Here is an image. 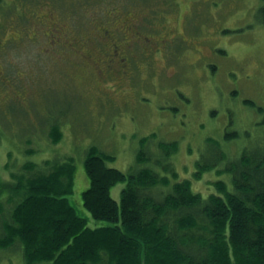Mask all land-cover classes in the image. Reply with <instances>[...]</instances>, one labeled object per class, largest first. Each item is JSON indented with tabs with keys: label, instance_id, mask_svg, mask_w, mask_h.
<instances>
[{
	"label": "rangeland",
	"instance_id": "rangeland-1",
	"mask_svg": "<svg viewBox=\"0 0 264 264\" xmlns=\"http://www.w3.org/2000/svg\"><path fill=\"white\" fill-rule=\"evenodd\" d=\"M52 17L58 30L46 35ZM125 20L151 44L126 47ZM17 31L24 38L0 48V237L24 198L14 185L70 160V201L91 226L108 224L82 202L92 147L126 173L149 167L169 177L163 192L191 179L207 196L217 181L230 183L217 169L264 136V0H0V39ZM112 43L129 55L119 70L100 63ZM162 143L177 146L166 155ZM124 186L112 187L115 199ZM0 264H27L21 245L1 247Z\"/></svg>",
	"mask_w": 264,
	"mask_h": 264
},
{
	"label": "trees",
	"instance_id": "trees-1",
	"mask_svg": "<svg viewBox=\"0 0 264 264\" xmlns=\"http://www.w3.org/2000/svg\"><path fill=\"white\" fill-rule=\"evenodd\" d=\"M232 135L238 134L226 133L227 139ZM175 145L161 144L166 155ZM111 159L96 147L88 150L90 185L82 193L90 216L108 224L91 226L70 201L76 171L70 160L14 185L24 198L12 211L0 248L19 243L27 264H264V136L217 169L230 173V183L217 181L218 191L207 196L193 190L191 179L163 192L169 177L149 167L126 173L109 166ZM147 159L141 150L138 160ZM198 162L205 170L217 167ZM121 182L117 200L111 190Z\"/></svg>",
	"mask_w": 264,
	"mask_h": 264
},
{
	"label": "flooded vegetation",
	"instance_id": "flooded-vegetation-1",
	"mask_svg": "<svg viewBox=\"0 0 264 264\" xmlns=\"http://www.w3.org/2000/svg\"><path fill=\"white\" fill-rule=\"evenodd\" d=\"M48 26H50V29H48L47 32H45L46 35H49L51 33V27L53 26H57L56 25V22H55V19L54 17L52 18H49L48 20ZM126 24V27L128 30H126V33L128 32L129 33V36H127L126 34V37L125 39L127 40V43H126V47H130L132 45V42H137V41H145L146 43L148 44H151L150 42V38L144 36L141 34V32L138 31V27H139V24H132L130 23V21H126L125 20V23ZM55 30H58V28L56 27H53ZM136 30V31H134ZM41 32V29H35V32L33 35H30L28 34L29 38L31 39H34L36 37V33L37 34H40ZM101 32H105L103 35L105 36V34H108L110 31L107 30L106 28H103L101 30ZM52 35L54 36V41L56 42L57 41V35L55 33H53L52 31ZM134 37L136 39H134ZM13 38V39H12ZM24 38V35L22 32H19L17 31L15 33V36L14 37H10L9 39H0V48H3L4 46H6L8 44V42H10L11 40H14V41H20ZM69 42V45L73 46L76 45L75 43V40L72 39L71 41H67ZM153 48L154 46L151 45ZM122 48H120V46L117 44V43H112V46L111 48L104 53V58H102L100 60V63L102 64V66H104V69H110V68H113V69H121V67L124 65V67L127 65L126 64V60L128 61L129 59V55H127L126 57L122 54ZM125 62V63H124ZM124 63V64H123ZM123 71H125V73H129V68L127 67V69H123ZM25 76V75H23ZM22 78V76H21Z\"/></svg>",
	"mask_w": 264,
	"mask_h": 264
}]
</instances>
